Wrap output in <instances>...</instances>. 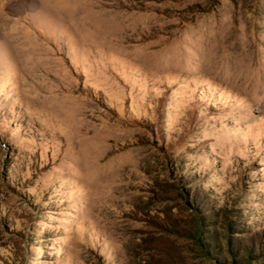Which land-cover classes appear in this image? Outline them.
Wrapping results in <instances>:
<instances>
[{"label": "rangeland", "instance_id": "374dc122", "mask_svg": "<svg viewBox=\"0 0 264 264\" xmlns=\"http://www.w3.org/2000/svg\"><path fill=\"white\" fill-rule=\"evenodd\" d=\"M0 264H264V0H0Z\"/></svg>", "mask_w": 264, "mask_h": 264}]
</instances>
